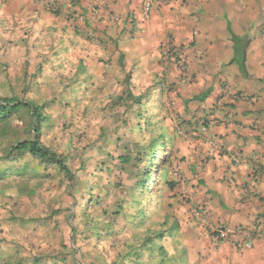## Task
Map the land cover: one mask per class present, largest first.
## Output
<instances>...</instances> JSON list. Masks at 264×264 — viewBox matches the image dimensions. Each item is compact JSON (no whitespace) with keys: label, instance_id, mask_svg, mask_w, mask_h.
Here are the masks:
<instances>
[{"label":"crops","instance_id":"0c3cea01","mask_svg":"<svg viewBox=\"0 0 264 264\" xmlns=\"http://www.w3.org/2000/svg\"><path fill=\"white\" fill-rule=\"evenodd\" d=\"M144 3L0 0V11L50 35L63 29L64 42L84 43L97 60L160 64L166 115L184 125L177 134H189L173 140L171 219L179 222L184 202L211 236L235 230L222 251L264 264V0H157L150 15ZM199 231L187 237L207 235ZM245 232L253 234L250 249L242 247Z\"/></svg>","mask_w":264,"mask_h":264},{"label":"rangeland","instance_id":"374dc122","mask_svg":"<svg viewBox=\"0 0 264 264\" xmlns=\"http://www.w3.org/2000/svg\"><path fill=\"white\" fill-rule=\"evenodd\" d=\"M156 3L157 0H153L148 15L153 12ZM27 24L22 20L8 19L0 11V96H18L46 106L45 113L51 119L43 130L41 139L66 158L77 176L78 191L70 196L68 177L60 173L58 168L42 166L31 157L1 162L0 168L8 170L0 177V263L17 257V254L26 258L30 255L56 254L64 244L70 245V228L64 214L54 215L46 222L51 209L64 210L71 207L74 210V198L77 196L79 199L85 192L86 182L106 185L108 178L112 185L109 187L107 204L114 205L119 200L127 199L136 184L137 169L133 165L119 163L120 155L126 153V144L134 141L139 145L140 151H143L150 144V137L164 134L169 138L175 136L173 129L177 134L178 128L184 126L179 121L175 122L172 114L167 117L166 112L170 113L167 94L162 101L151 100L158 101L159 105L156 107H153L156 104L144 107V114L153 117V125L143 136L137 129V107L127 111L124 105L123 98L125 97V103H129L130 92L135 95L149 92L159 82L162 66L151 58L142 65L134 64L131 59L97 60L93 56H88L86 62L80 61L78 57L85 56L84 43L74 41L71 46L69 42H64L67 32L63 29L60 35L57 32L50 35L46 28L38 29ZM76 51H80V55ZM128 78L132 83L127 82ZM149 102L143 101L146 104ZM27 124L28 115L23 114L12 119L4 134L0 126V158L17 142L30 139ZM180 135L177 134L175 138H189L186 132ZM173 151L172 149L171 158L174 156ZM133 158L136 161V157ZM146 158L144 153L143 170L150 166ZM104 160L115 167H112L110 176L104 173L99 178L96 169ZM13 166L22 168L20 173ZM115 184H120V188L116 189ZM151 185L153 186L148 188L147 194L149 206L154 204L153 194L158 189L165 192L167 204L172 202L164 182L155 180ZM181 205L177 207L178 215L181 214L180 231L175 229L178 235L161 241L165 256L172 258V261L162 263L164 255L160 254L155 255L151 261L146 256L147 262L244 264L241 262L243 258L222 251L219 248L220 242L216 243L210 238L211 233L199 226L193 218V211L186 208V203L182 202ZM163 212L165 211L162 210L161 213ZM31 219L35 221L30 222ZM157 220L156 216L155 221ZM198 230L202 234L205 231L207 235L198 236L192 242L193 238L189 239L187 236ZM65 233L68 235L63 239ZM126 237L125 231H121L115 240L123 241ZM205 238H209L208 243L201 242ZM103 246L105 245L98 249L106 251L108 247ZM29 252L32 254L28 255ZM96 254V250L92 248L91 256L86 260H93Z\"/></svg>","mask_w":264,"mask_h":264},{"label":"trees","instance_id":"16d2710c","mask_svg":"<svg viewBox=\"0 0 264 264\" xmlns=\"http://www.w3.org/2000/svg\"><path fill=\"white\" fill-rule=\"evenodd\" d=\"M87 56L85 53L83 58H78L80 61L86 62ZM76 75L79 76V73H76ZM127 82L132 83L129 78ZM144 92L139 95L130 92L129 103H125V97L123 98L127 111L137 107L139 119L137 129L141 136L153 125V117L151 116V119L144 114V107L150 104H156L153 105V107H156L159 105L158 101H162L164 95L169 93L165 91V86L160 80L152 86L149 92ZM151 100L158 101L152 102ZM143 101L150 102L146 104ZM45 109L44 104L39 105L29 100H23L18 96L4 98L0 96V126L3 134L9 129L13 118L25 114L28 115L27 128L30 135V139H24L17 142L15 146L13 145L0 158V163L17 161L24 156H28L37 160L42 166L56 167L60 173L66 175L70 180L69 195L73 196L76 193L75 191H78L76 174L66 158L48 147L41 139L42 132L49 125L51 119V116L45 113ZM178 135H180V132H178ZM164 136V134H160L158 137H150L151 142L143 151H140L139 145L134 141L126 144V153L120 155L119 163L125 166L133 165L137 169V181L130 190L127 199L119 200L114 205L112 204L113 206L107 204L110 195L109 187L112 185L110 178H108V184L106 185L86 182L84 184L86 187L85 192L79 199L77 196L74 198L72 204L74 210L71 207L64 210H60V208L51 209L46 216V222L51 220L54 215L64 214L70 228V235L68 236V241L71 242L70 245L64 244L56 254L30 255L32 252H29L27 254L30 256H27V258L17 254L19 258L5 259V262L0 264H153L146 260L151 261L155 255L159 256L160 254L164 255L161 259L162 263L172 261V258L165 256V248L161 241L176 237L178 234L175 233V229L179 232L181 225L177 220L171 219L169 208H172V203L167 204L165 202L166 195L164 191L158 189L153 194L155 202L151 206H149L147 199L148 188L153 186L151 183L155 180L164 182L165 188L170 194L176 186V183L170 180V173H168L175 136L169 138ZM144 153L150 166L143 170L142 156ZM134 156L136 161H134ZM112 167L115 166L109 164L108 160H104L96 169L99 178H102L104 173L110 176L113 170ZM0 169L1 177L8 169L3 167ZM14 169L19 171L17 173H20L22 168L15 167ZM114 186L116 189L120 188V184ZM173 197V195H170V199ZM162 210L165 212L161 213ZM156 216L157 221H155ZM34 221L35 219L30 220V222ZM198 221L196 219V222ZM121 231H125L127 237L123 241H116L115 239ZM67 235L66 233L63 234V239H66ZM111 240H114V243H111ZM102 245H105L103 248L108 247V249L100 251L98 248ZM92 248L96 250L97 254L93 260L88 261L86 258L91 256ZM146 256L147 259H145Z\"/></svg>","mask_w":264,"mask_h":264},{"label":"built area","instance_id":"2783aa9c","mask_svg":"<svg viewBox=\"0 0 264 264\" xmlns=\"http://www.w3.org/2000/svg\"><path fill=\"white\" fill-rule=\"evenodd\" d=\"M152 4H153V0H145L144 10L146 14H149ZM202 131L203 132L206 131L205 127L202 129ZM193 216L195 217V219L199 220L200 222L204 224L206 223V220L203 218L202 214L199 211L195 210L193 212ZM234 234H236V232L235 230H233V228L219 227L218 229H213L212 238L214 239L216 243H218V242L227 240L229 237H231ZM244 236L246 237V240L242 243V247L244 249H250L252 247L250 240H252L253 234L250 232H245Z\"/></svg>","mask_w":264,"mask_h":264},{"label":"clouds","instance_id":"9594fccd","mask_svg":"<svg viewBox=\"0 0 264 264\" xmlns=\"http://www.w3.org/2000/svg\"><path fill=\"white\" fill-rule=\"evenodd\" d=\"M194 217V216H193ZM194 219H195V217H194ZM213 239V238H212Z\"/></svg>","mask_w":264,"mask_h":264}]
</instances>
